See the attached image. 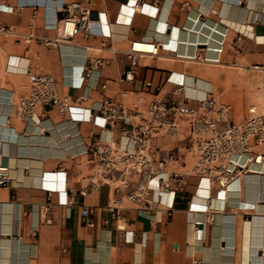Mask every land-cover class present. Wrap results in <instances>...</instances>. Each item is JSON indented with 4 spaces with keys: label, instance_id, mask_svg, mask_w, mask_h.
<instances>
[{
    "label": "crops",
    "instance_id": "crops-1",
    "mask_svg": "<svg viewBox=\"0 0 264 264\" xmlns=\"http://www.w3.org/2000/svg\"><path fill=\"white\" fill-rule=\"evenodd\" d=\"M71 3L95 13L90 33L45 45L41 38L58 36L59 8ZM0 22L38 37L27 44L0 40V164L9 174L0 186V264H264L263 180L241 178L218 188L191 177L192 208L182 194L164 195L165 205L146 211L125 198L110 209L117 181L92 186L93 167L81 153L105 138L124 145L120 122L101 127L100 119L73 121L43 106L30 123L16 114L27 71L51 75L59 93L71 102L81 98L75 103L84 109L104 99L127 109L143 108L155 96L179 99L170 73L182 79L187 95L200 96L198 88L208 84L204 75L212 72L199 65L264 63V38L258 39L264 37V0H0ZM136 40L160 46L156 56H140L133 80H126L125 52ZM87 58L105 62L82 79ZM156 144L180 145L170 138Z\"/></svg>",
    "mask_w": 264,
    "mask_h": 264
},
{
    "label": "built area",
    "instance_id": "built-area-1",
    "mask_svg": "<svg viewBox=\"0 0 264 264\" xmlns=\"http://www.w3.org/2000/svg\"><path fill=\"white\" fill-rule=\"evenodd\" d=\"M59 13L55 22L58 36L54 40L41 38L45 45L69 42L78 34L90 33L92 19L88 6L66 4L59 8ZM10 37L26 44L38 39L33 32L19 34L0 22V40ZM147 42H151L152 49L136 48L134 41L130 43L125 52L130 68L124 73V79L133 80L140 56L157 55L160 44ZM203 59L218 61L217 58L204 57L201 61ZM104 62L102 58H87L81 66V78L88 77ZM245 70L264 74V64L252 63ZM26 74V89L16 102V114L22 121L32 122L40 106L55 108L61 117L73 121L100 119L101 127L119 121L120 138L134 144L129 149L126 143L117 145L105 138L103 142H93L81 153L93 167L89 175L92 186L117 181L110 209L117 208L122 198L135 202L145 211L165 205L164 195L186 194L191 203L193 194L188 185L192 176L206 178L218 188H228L249 171L248 160L264 165V110L250 107L242 121L236 123L229 116L230 103L219 101L211 88L205 91L203 98L184 94L182 81L173 80V73L167 80L174 84V92L181 95L179 99L165 100L155 96L143 108L131 109L112 99L84 109L75 103L81 98L71 102L68 96L59 93L51 75L29 71ZM145 85L149 87L151 82L146 81ZM105 86L104 82L101 87ZM159 138H170L180 145L159 148L156 144ZM8 181V166L0 164V186ZM69 203L77 204L75 200ZM88 213L86 207L81 208L85 223L92 225Z\"/></svg>",
    "mask_w": 264,
    "mask_h": 264
},
{
    "label": "rangeland",
    "instance_id": "rangeland-1",
    "mask_svg": "<svg viewBox=\"0 0 264 264\" xmlns=\"http://www.w3.org/2000/svg\"><path fill=\"white\" fill-rule=\"evenodd\" d=\"M199 66L201 71L212 72L211 75H204L206 78L203 79L211 84L214 96L232 105L229 114L232 121L241 122L249 104L256 103L259 109H264V92L259 91L261 84H264L263 73L247 71L245 68L222 67L214 63Z\"/></svg>",
    "mask_w": 264,
    "mask_h": 264
},
{
    "label": "bare ground",
    "instance_id": "bare-ground-1",
    "mask_svg": "<svg viewBox=\"0 0 264 264\" xmlns=\"http://www.w3.org/2000/svg\"><path fill=\"white\" fill-rule=\"evenodd\" d=\"M263 38L264 37H262V36H260L258 39H262L263 40ZM141 43H148V44H150L151 45V49H152V44L150 43V42H145V41H134V46L136 47V48H139V47H137L136 45H141ZM141 49H144V48H141ZM146 50V49H145ZM14 67V66H13ZM178 81H182V79H178ZM183 83V82H182ZM206 83H208V84H205L204 86H203V88H198L199 90H202L201 92L203 93L202 95H200V96H198V95H196V96H194V97H198V98H203L204 97V95H205V91L207 90V89H210L211 88V84L209 83V82H206ZM262 86H260L259 88V91H262V92H264V84H261ZM194 89L195 88H193V89H190V90H193L194 91ZM212 89V88H211ZM183 93L184 94H186L185 92H184V83H183ZM187 95V94H186ZM263 104H264V101L262 102ZM254 108V109H256V110H259V111H262V110H264V109H259L258 108V105L256 104V103H252V104H249V106L247 107V109H249V108ZM244 160H242V162H243ZM246 165H248L249 166V171H247V173H245L243 176H241V178H243V180H246V181H248L249 183L248 184H250V182H255L256 180H263L264 181V165H262L261 163H257V162H254V160L252 159V160H248L247 162H246ZM252 168V169H251ZM247 174V175H246ZM192 177H196V176H192ZM197 178H201V177H197ZM204 179H206V178H204ZM262 181V182H263ZM253 185V184H252ZM254 185H256V183L254 184ZM253 185V186H254ZM257 186V185H256ZM260 186V185H259ZM264 188V187H263ZM252 189V188H251ZM259 189V188H258ZM256 190V189H255ZM262 190V189H261ZM224 191V190H223ZM264 191V190H263ZM256 193V192H255ZM260 195H262V194H260ZM234 198V197H233ZM260 198V197H259ZM237 203L239 204V200H237Z\"/></svg>",
    "mask_w": 264,
    "mask_h": 264
},
{
    "label": "water",
    "instance_id": "water-1",
    "mask_svg": "<svg viewBox=\"0 0 264 264\" xmlns=\"http://www.w3.org/2000/svg\"><path fill=\"white\" fill-rule=\"evenodd\" d=\"M95 17V13L91 12L90 13V18L93 19Z\"/></svg>",
    "mask_w": 264,
    "mask_h": 264
}]
</instances>
